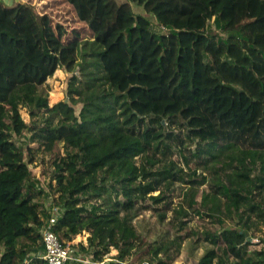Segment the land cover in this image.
I'll use <instances>...</instances> for the list:
<instances>
[{"label":"trees","instance_id":"trees-1","mask_svg":"<svg viewBox=\"0 0 264 264\" xmlns=\"http://www.w3.org/2000/svg\"><path fill=\"white\" fill-rule=\"evenodd\" d=\"M64 1L84 27L82 34L72 35L68 48L57 52L66 32L55 25L53 9L40 14L23 0L12 6L0 0V264H47L41 258L40 231L49 213L36 202L41 192L27 186L34 174L25 152L33 163L37 153L53 154L60 144L64 153L54 161L56 187L50 185L58 194L53 204L63 210L55 232L61 241L89 232L96 263L111 247L118 254L109 264H125L134 255L142 238L133 221L146 205L164 221L167 212L179 220L198 204L211 216L249 215L242 228L207 234L212 247L196 264H264V241L263 248H251L255 244L248 223L254 215L264 220V204L250 199L257 192L264 196V0H221L230 4L231 18L218 13L222 37L194 29L149 34L141 25L124 32L128 14L133 17L129 4ZM131 1L148 14L165 7L180 18L193 16L200 4ZM117 34L127 36L126 56L134 63H125L119 45L111 51L118 50L119 67L135 83H128L126 91L109 92L94 85L97 79L85 78L79 113L70 101L51 105L45 84L62 58H74L86 37L107 42ZM138 42H145L139 44L145 57L139 56ZM136 65L148 71L139 72ZM146 84L161 89L159 100L169 103L162 111L132 100L133 88L151 90ZM25 132L30 143L24 148L15 137ZM189 144L204 169H216L213 193L203 194L201 202L198 188L206 183L204 176L199 181L196 170L187 172L172 160L179 152L189 167ZM181 183L190 185L187 208H173L170 194ZM221 197L228 201L223 204ZM184 227L182 222L179 228ZM151 246L155 260L169 253V245Z\"/></svg>","mask_w":264,"mask_h":264},{"label":"rangeland","instance_id":"rangeland-1","mask_svg":"<svg viewBox=\"0 0 264 264\" xmlns=\"http://www.w3.org/2000/svg\"><path fill=\"white\" fill-rule=\"evenodd\" d=\"M21 2L22 0H13ZM24 2L31 3L32 6L40 13H50L53 9L51 16L55 19V25H61L65 29V36L62 39L63 46L58 48L63 50L69 46L66 43L72 35L82 34L83 24L79 23L76 19V15L72 8L64 0H23ZM119 4L127 3L132 9L133 17L128 14V20L125 24L126 27L137 28L139 25L143 26V33L152 32L155 34H167L173 29H194L199 31H207L211 34H216L222 37L224 34L220 32L219 15L222 12L225 19L230 18V4L221 0H199V7L195 14L191 17L180 18L169 12L165 7H161L157 10L156 14H148L143 6L135 3L131 0H117ZM141 16V18H139ZM147 21H150L149 24ZM149 30V31H148ZM71 33V34H70ZM134 37L138 38L139 32L134 33ZM127 36L125 34H117L115 37L107 42H103L98 39H92L86 37L79 43L74 58L70 56L68 58H62L61 66L56 73L48 79L45 84V89L49 93V102L54 105L60 101H70L74 104L79 113L81 104L83 102L82 96V81L85 78H95L97 81L94 85H99L106 91L121 90L126 91L128 83H132L129 79V74H125L118 63H121V59L118 57L119 52H112L113 45L120 47L122 55L125 58V63L130 61L134 63V60L126 56L127 53ZM139 44L144 45L145 42H138L137 47L139 49L140 58L145 57L146 52L143 48H140ZM156 46H151L150 52L153 53ZM62 57V55H60ZM154 58V57H150ZM117 63V65L115 64ZM135 65V64H133ZM139 72L148 71L147 68H138ZM62 72V73H61ZM90 73V74H89ZM128 76V77H127ZM133 82L132 84H134ZM151 90L141 91L133 88L131 92L132 100H136L138 104H144L150 109L157 108L162 111L169 103L159 100L161 95V89L157 86L146 84ZM57 94L56 98H52L53 93ZM151 98V100L148 99ZM24 120L29 123L30 117L26 109L21 111ZM195 116V114H192ZM199 127V126H197ZM206 129V127H204ZM182 133L184 137L187 134V128L182 127ZM200 132V131H199ZM201 134V132H200ZM16 142L21 147H26L30 143V134L25 132L22 137H15ZM191 150L186 151V156L190 160V166L185 163V159L176 152L172 156V160L178 167L184 168L187 172L190 169L196 170L197 177L202 180V176L206 179V183L198 188V201L201 202L203 194H212V183L216 177V169H204L202 162L197 160L192 154L195 146L189 144ZM64 148L60 144L53 154L37 153L35 155V161L30 163L31 156L26 154V161L29 162V167L32 170L34 177L27 184V186H35L37 192H41L36 199V202L42 210H48L52 208V204L58 197L54 191L51 190L50 185L56 187V181L54 180L55 166L54 161L58 156L63 155ZM221 167V166H219ZM189 184L181 183L176 186V190L170 194V199L173 201V208H179L183 205L187 208L185 203V194L189 189ZM50 194V196H48ZM155 195L159 192H155ZM251 202L255 205L262 206L264 204V196L261 193H256L250 198ZM223 204L228 201L227 197H221ZM148 201L147 203L151 205ZM146 203V204H147ZM225 206V205H224ZM223 206V207H224ZM162 207V206H156ZM61 208V207H60ZM248 212V211H247ZM246 212V213H247ZM249 214H234L233 216H227L226 214L212 215L200 207L198 204L195 207V211L190 212L189 216L176 220V214L173 211L167 212L166 219L160 221L157 211L151 206H145L141 210L138 217L135 218L133 224L142 238V244L136 250L134 255L128 257L125 264H158L161 260L164 264H196L200 257L203 255L206 248H211V242L206 239L207 234L211 236L219 234L225 229L230 228H242ZM185 223L183 230H180L179 225ZM249 223L251 240L255 244L251 248L261 249L263 248L264 241V220L253 216ZM89 232H83L73 239L75 244V259L71 261V264H98L95 260L93 249L88 242ZM158 242L160 244H166L170 246L169 253H161L158 259H154L152 255V246ZM80 243V245H79ZM118 254V251L110 248L109 252L102 256L103 261L100 264H109L114 260V257Z\"/></svg>","mask_w":264,"mask_h":264},{"label":"built area","instance_id":"built-area-1","mask_svg":"<svg viewBox=\"0 0 264 264\" xmlns=\"http://www.w3.org/2000/svg\"><path fill=\"white\" fill-rule=\"evenodd\" d=\"M49 218L45 221L40 233L45 246L41 258L47 264H67L75 259V244L72 241H61L56 232L55 226L62 216L63 210L57 204H52Z\"/></svg>","mask_w":264,"mask_h":264},{"label":"water","instance_id":"water-1","mask_svg":"<svg viewBox=\"0 0 264 264\" xmlns=\"http://www.w3.org/2000/svg\"><path fill=\"white\" fill-rule=\"evenodd\" d=\"M5 3H7L9 6H12L14 4L13 0H4Z\"/></svg>","mask_w":264,"mask_h":264},{"label":"bare ground","instance_id":"bare-ground-1","mask_svg":"<svg viewBox=\"0 0 264 264\" xmlns=\"http://www.w3.org/2000/svg\"><path fill=\"white\" fill-rule=\"evenodd\" d=\"M62 73V72H61ZM57 97V94L54 92L53 94H52V98H56Z\"/></svg>","mask_w":264,"mask_h":264}]
</instances>
